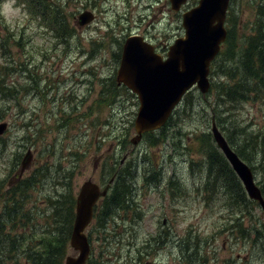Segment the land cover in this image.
I'll use <instances>...</instances> for the list:
<instances>
[{
	"label": "rangeland",
	"instance_id": "obj_1",
	"mask_svg": "<svg viewBox=\"0 0 264 264\" xmlns=\"http://www.w3.org/2000/svg\"><path fill=\"white\" fill-rule=\"evenodd\" d=\"M57 1L71 27L67 30L74 32L67 36L68 43L63 42V36L57 43L46 38L44 29L36 26L34 17L29 16L26 3L0 0V68L14 67L13 73L8 70L6 74L3 70V76L8 83L6 86L16 84L18 90L14 95H0V123L8 124L0 135V209L4 199L7 200L4 192L9 185L15 184L20 177L30 178L36 173L38 181L30 185L29 197L24 196L22 201L25 208L43 209L45 214L37 219L34 228H29V233L24 232L28 236L32 233L41 235L52 221L49 215L52 200L58 198L67 203L69 188L75 198L85 180L105 181L104 159L110 163L118 160L117 169L133 164L136 167L138 162L134 206L139 210L137 213L122 211L116 216L120 242L112 243L102 251H93L90 264H142L145 261L152 264H264V237L255 234L260 232L258 228L262 229L260 223L264 222L260 207L249 204L244 208L241 204L237 208L227 196L219 199L216 190L208 201L204 198L207 196L203 183L208 179V154L219 160L223 157L211 137L212 117L224 136L232 137L233 146L241 143L243 131L252 138L258 135L256 147L264 143V97L261 94L254 99L227 101L220 105L215 101L219 84L226 83L228 78L227 68L232 69L223 60L226 58L225 46L222 45V53L212 65L208 94L202 96L195 89L194 100L188 102L193 105L188 107L186 103L184 107L183 99L158 136H145L137 147L130 142L135 134L137 97L125 88L116 93L117 99L108 106L110 98L99 89L103 80L115 75L122 44L127 37L125 34L139 31H146L149 36L154 34L167 50L175 38L183 36L181 13L195 6L198 0H189L179 12L170 8L169 0ZM258 5L264 11V0L230 2L232 18L229 25L237 21L235 31L238 36L231 46L236 51L251 32L255 17L264 19V14L258 13ZM40 9L46 12L45 8ZM85 9L95 10L97 20L89 27H77L73 21ZM124 13L133 16L126 29L109 32L116 16ZM155 13L157 15L153 17ZM152 21L154 28L150 27ZM46 32L49 34L48 30ZM12 37L21 40V45L15 46ZM79 45L83 48L82 54ZM216 62L226 65L223 72ZM45 86L46 97L42 94ZM76 97L78 102L75 104ZM100 97L103 98L101 104ZM66 111L72 112L67 123L61 114ZM24 122L28 125H23ZM233 129L238 132L233 133ZM117 137L122 141L117 143ZM247 146L254 147L250 140ZM28 148L33 152V159L25 165L21 175V160ZM76 156L80 158L79 163ZM58 163L59 168H63L59 176L68 172V168L71 172L70 183L64 188L63 178L53 181L51 177L42 176L45 164L50 172L51 165ZM246 163L253 167L255 180H261L259 162L253 159ZM218 167V160H214L212 173ZM223 180L225 176L221 178ZM172 181L179 186L172 187L173 194L169 191ZM224 189L222 187L221 192ZM110 195L109 191L107 196ZM108 222L106 216L98 220L96 226L92 222L93 239L104 235V229L110 228ZM15 224L19 225L17 221ZM11 225L12 222L8 223L4 231L11 234L23 231ZM241 230L244 231L242 237L238 234ZM164 231L169 237L165 245H154V249L143 256L126 245L133 239L138 245L151 243V237ZM98 241L100 245L104 244L103 240ZM99 252H102L101 257ZM66 254H74L69 245ZM20 261L29 264L23 255H20ZM7 264H11V260L8 259Z\"/></svg>",
	"mask_w": 264,
	"mask_h": 264
},
{
	"label": "trees",
	"instance_id": "obj_2",
	"mask_svg": "<svg viewBox=\"0 0 264 264\" xmlns=\"http://www.w3.org/2000/svg\"><path fill=\"white\" fill-rule=\"evenodd\" d=\"M32 3L35 10L40 8H45L47 10H50L49 8L53 9L55 17L58 16L55 9L61 10L58 1L47 3L43 0H33ZM258 13L261 15L264 14L261 5H258ZM231 18L232 17L229 16L228 20ZM236 22L237 21H235L230 26V29H228V36L224 45L225 50H227L225 52L226 58L223 60L226 64H229L232 69L227 68L228 78L226 83L221 82L218 86L220 88L216 91L218 95L215 97V101L219 105L220 103L226 104L227 101L254 99L260 94L261 97H264V19L262 16L255 17L252 30L247 36H245L242 45H238V51L231 48L233 41L236 40L238 36L237 32L235 31ZM64 35L68 36L69 32L64 31ZM14 44L16 46H20L21 42L17 41ZM214 64L215 62L213 65ZM225 66L226 65L223 66L221 63H217V67L221 72L224 71L222 68ZM3 70L6 74L8 70H10L11 73L12 67L6 65L5 67L2 66L0 68V92H2L0 95L2 97L5 96L4 94L14 95L18 91L15 87L16 84L12 82L14 84L13 86H6L8 83L5 82ZM29 75L30 74L26 75V77H29ZM34 78L35 77H33V79ZM27 87L29 88L30 85ZM99 89L101 93H107L105 95L106 98L107 96L110 98V101L107 103L108 106H111L115 102L117 99L116 93L118 91L126 90L125 87H118L116 85L114 77H108L107 79L103 80L101 83V88ZM194 91L195 89H192L185 94L183 98L184 107H186V103L189 104L188 107L193 105H190L188 102L189 99L192 101L194 100ZM102 99L103 98L100 97L99 104H101L100 101ZM70 113L72 112L66 111L61 113L64 122H69L68 119L71 118ZM83 115L85 116V113ZM171 118L172 116L169 118V121H171ZM23 125L28 124L24 122ZM232 132H238V129H233ZM120 134L121 133H119V135ZM241 134H244V136L242 137L241 143L239 145L233 146L232 137L230 136H227L226 139L244 161L251 162L253 159H256V161L259 162L262 170V178L256 182L264 197V143L256 147L255 143L258 141V135H254L252 138L244 131ZM249 140L254 145L252 149L248 148L247 146ZM262 140L263 138L260 141ZM120 141L122 140L117 137L116 142L119 143ZM79 156H83V153ZM220 158L221 160H219L217 156L211 155V153L208 154V172H211L214 160H218L219 167L217 173L214 172L212 176L209 174L207 181H204L203 183V185L207 188L205 190L207 194V196L204 197L205 200L208 201L211 193L215 190L214 187L216 185H220L221 187H225V197L227 196V198L231 200L232 203L234 202L233 204H236L237 208L238 205L241 204L244 208L249 204H254L258 207L257 202L252 201L247 196H245L246 194L240 181L233 173L226 159L222 156H220ZM76 159L79 163L80 158L78 159V156H76ZM117 164L118 160L112 161L110 163L105 159L102 163L103 169L105 170L103 178L106 180V177L108 176L105 182H108L112 176H114V180L111 183L109 190L112 195L107 196V194L101 199V202H99L100 204H97L94 208V225L96 226L97 221L102 220L103 217L106 216V218L109 219L108 224H110V228L106 227V229H104V235L102 237L99 236L97 240L95 238L94 240L91 234L88 236L91 246V255L86 264H90L93 251H102L105 247L112 245V243L120 242L117 231L119 223L116 216H118L122 211L128 210L137 213L139 210L134 206L135 203L133 201L135 192L137 190L136 178L138 175L135 165L133 164L131 167L117 169ZM61 169L63 168H59V163L54 165L52 164L51 171L49 172L48 165L45 164V168L42 169V176L44 178L51 177L53 181L58 177L63 178L64 181L62 183V188H64L70 183L71 172L70 168H68V172L62 176H59ZM251 169L253 170V167H251ZM36 172H38V169H36ZM224 176L225 180L221 181V178ZM36 181H38V178L36 177V173H33L30 178L18 179L14 187L4 192L7 200L4 199V204L2 205L1 209L2 219L0 221V264H7L8 259L11 260V264H23L20 261V255H23L29 264H63V260L67 255L66 253L69 243V234L74 219V213L72 212L74 198L71 194V188H69L67 191V193H69V197H67V203L60 202L58 198L52 200L51 207H49V215L52 221L49 223V225L47 224L46 229L41 235H34L35 233H32L31 236H28L25 233H29V228H34L35 224L37 223V219L45 214L43 209H29L25 208L23 205L22 200L24 196L29 197L28 191L31 188L30 185ZM170 184L171 188L168 189L170 193L173 194L172 187L176 186L178 188L179 186L173 181ZM101 203L106 204L101 205ZM260 211L262 212L261 209ZM16 221L19 223V225L15 224ZM11 222L12 228L20 227V229H23V231L16 234H11L10 232L4 231L5 226ZM30 222L32 224H29ZM260 225L262 226V229L258 228L260 232L256 231L255 234H260L264 237V222H261ZM242 235H244L243 230L240 231V236L242 237ZM98 239L103 240L104 244L100 245ZM168 239L169 237L167 236L166 231H164L162 234L158 233L156 236L151 237L149 239L151 243L143 242L141 245H138L133 239L131 241H127L126 245L129 246V249L133 248L137 250L138 253L143 256L144 254L152 251L154 249V245L158 247H160L162 244L165 245L164 242H166ZM95 242H97V244H95ZM152 242L155 243L153 244ZM99 253H101V255H99L101 257L102 252Z\"/></svg>",
	"mask_w": 264,
	"mask_h": 264
},
{
	"label": "water",
	"instance_id": "obj_3",
	"mask_svg": "<svg viewBox=\"0 0 264 264\" xmlns=\"http://www.w3.org/2000/svg\"><path fill=\"white\" fill-rule=\"evenodd\" d=\"M229 0H198V4L182 13L184 35L168 47L166 59L153 52L152 45L140 37H128L124 44L120 64L116 70V83L126 86L137 95L139 105L134 119L136 144L141 134L160 127L183 95L196 86L204 95L210 88L209 65L225 40L223 23ZM186 0H170L171 8L179 10ZM79 24L92 19L89 12L79 15ZM6 124L0 123V134ZM211 133L232 170L241 181L249 199L257 201L264 209L262 193L255 183L251 168L230 147L211 121ZM30 160L29 150L22 161L23 167ZM109 185L101 187L85 180L75 198L74 220L69 236V247L74 254H67L63 264H85L90 245L85 229L92 220L93 207L99 197L105 196ZM144 264H150L146 262Z\"/></svg>",
	"mask_w": 264,
	"mask_h": 264
},
{
	"label": "flooded vegetation",
	"instance_id": "obj_4",
	"mask_svg": "<svg viewBox=\"0 0 264 264\" xmlns=\"http://www.w3.org/2000/svg\"><path fill=\"white\" fill-rule=\"evenodd\" d=\"M156 2V0H155ZM85 10H88V9H85ZM95 13V18H94V21H92V23H94L97 18H96V12L95 10L93 11ZM124 12V10H123ZM157 13H155L153 15V17H156ZM74 19V16L72 17ZM133 18L132 14L130 15L129 13H124L123 15H117L116 16V20H115V23L113 25V28H110L108 31L109 32H112V33H116L117 31L119 30H125L126 29V25L128 23H130L131 19ZM65 23L66 22V18L64 20ZM74 24H76L77 27H89L92 23L90 24H85V25H80L79 24V20L77 19V16L75 18V20L73 21ZM150 27L154 28V21H152L150 23ZM128 36H137V37H140L144 42L152 45L153 47V50L155 53H160L161 55L165 56L166 54V49L164 48V45L159 43L158 42V38L156 35L152 34V36H149L147 35L146 31H139V32H129L127 34H125ZM17 41V40H16ZM79 48V53L82 54L84 51H83V48L81 47V45L78 46ZM65 49L69 50V48L65 47ZM83 51V52H82ZM87 59H91L89 57H87ZM129 93H131L132 95H134L130 90H128ZM135 96V95H134ZM50 101H52V98L50 99ZM57 102L59 100H56ZM78 102L77 100V97L75 98V104ZM161 131V128L160 129H155V130H151V131H146L142 134V137L140 139V141L134 146V147H137L142 141H144L145 139V136L147 135H155V136H158V132ZM127 157V155H125L124 159ZM216 190V189H215ZM216 193H218V198L219 199H223L224 198V193L225 191L221 192V189H217L216 190ZM0 197H2V192H1V189H0ZM0 220H1V209H0Z\"/></svg>",
	"mask_w": 264,
	"mask_h": 264
},
{
	"label": "bare ground",
	"instance_id": "obj_5",
	"mask_svg": "<svg viewBox=\"0 0 264 264\" xmlns=\"http://www.w3.org/2000/svg\"><path fill=\"white\" fill-rule=\"evenodd\" d=\"M74 106V105H73Z\"/></svg>",
	"mask_w": 264,
	"mask_h": 264
}]
</instances>
